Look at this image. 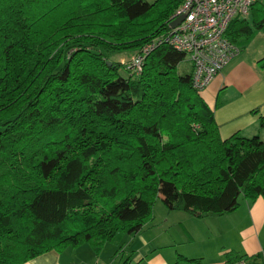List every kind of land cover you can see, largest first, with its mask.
I'll list each match as a JSON object with an SVG mask.
<instances>
[{"label": "trees", "instance_id": "obj_1", "mask_svg": "<svg viewBox=\"0 0 264 264\" xmlns=\"http://www.w3.org/2000/svg\"><path fill=\"white\" fill-rule=\"evenodd\" d=\"M181 3L0 0V264L97 255L138 234L157 199L197 219L264 200V139L222 140L192 65L158 43ZM263 26L253 2L225 38L240 51ZM148 45L139 73L112 59Z\"/></svg>", "mask_w": 264, "mask_h": 264}, {"label": "crops", "instance_id": "obj_2", "mask_svg": "<svg viewBox=\"0 0 264 264\" xmlns=\"http://www.w3.org/2000/svg\"><path fill=\"white\" fill-rule=\"evenodd\" d=\"M199 95L212 110L222 140L234 134L264 139L260 123L264 119V26ZM163 209L159 216L153 212L152 219L134 236L133 245L103 246L96 255L83 244L61 253L45 252L24 264H107L110 257H120L113 264H173L177 256L199 260L198 264H264L261 197L253 201L240 197L234 211L201 219Z\"/></svg>", "mask_w": 264, "mask_h": 264}, {"label": "built area", "instance_id": "obj_3", "mask_svg": "<svg viewBox=\"0 0 264 264\" xmlns=\"http://www.w3.org/2000/svg\"><path fill=\"white\" fill-rule=\"evenodd\" d=\"M254 0H182L170 21L180 15L184 19L161 40L184 53L192 65V85L203 91L217 73L239 54V49L225 38L228 25L234 19H246ZM148 45L134 56L127 69L139 73ZM242 264V263H238Z\"/></svg>", "mask_w": 264, "mask_h": 264}, {"label": "rangeland", "instance_id": "obj_4", "mask_svg": "<svg viewBox=\"0 0 264 264\" xmlns=\"http://www.w3.org/2000/svg\"><path fill=\"white\" fill-rule=\"evenodd\" d=\"M144 1L151 3L154 0H144ZM258 1H261V3H264V0H258ZM133 56L134 55H130V54H122V55L114 56V57H112V59L114 61L123 62L124 66H127L130 63ZM189 64L190 63L188 61V58H185L184 62L181 63L180 66L184 67L185 65L188 66ZM124 71H125L124 69L120 71L121 75H123V76H125V74H126ZM163 208H165V206L163 205V203L159 199H157L153 205L152 216H153V212L156 214V216H159V214L161 212L160 210H164ZM133 238H134V236H132L131 239H128V240L127 239L123 240V238H122L120 241L116 240L115 242H107L103 246H109V247L110 246H130V245H133V242H132ZM107 250L108 249H106V252H107ZM123 260L124 259H122V262H123ZM114 261L118 263V261H120V257L116 258V259H114L112 257L106 259L107 264H113Z\"/></svg>", "mask_w": 264, "mask_h": 264}, {"label": "water", "instance_id": "obj_5", "mask_svg": "<svg viewBox=\"0 0 264 264\" xmlns=\"http://www.w3.org/2000/svg\"><path fill=\"white\" fill-rule=\"evenodd\" d=\"M184 19V15H180L178 17H176L174 20H172L170 23H169V28L170 29H173L175 28L182 20ZM109 64V63H108Z\"/></svg>", "mask_w": 264, "mask_h": 264}]
</instances>
